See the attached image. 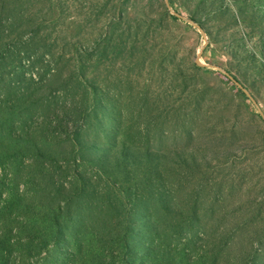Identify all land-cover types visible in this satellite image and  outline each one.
I'll return each mask as SVG.
<instances>
[{
    "label": "rangeland",
    "instance_id": "rangeland-1",
    "mask_svg": "<svg viewBox=\"0 0 264 264\" xmlns=\"http://www.w3.org/2000/svg\"><path fill=\"white\" fill-rule=\"evenodd\" d=\"M0 16L37 97L88 95L84 157L169 155L171 210L154 212L166 232L190 227L223 262L264 264V0H0Z\"/></svg>",
    "mask_w": 264,
    "mask_h": 264
},
{
    "label": "trees",
    "instance_id": "trees-1",
    "mask_svg": "<svg viewBox=\"0 0 264 264\" xmlns=\"http://www.w3.org/2000/svg\"><path fill=\"white\" fill-rule=\"evenodd\" d=\"M3 32L0 264H228L219 248L184 232L190 227L166 232V220L157 221L155 210H171L161 170L169 155L123 145L84 157L77 147L81 126L96 117L83 104L88 95L69 102L54 93L43 102L23 77L20 49ZM61 141L70 143L68 153L55 148ZM141 206L150 222L136 232Z\"/></svg>",
    "mask_w": 264,
    "mask_h": 264
},
{
    "label": "water",
    "instance_id": "water-1",
    "mask_svg": "<svg viewBox=\"0 0 264 264\" xmlns=\"http://www.w3.org/2000/svg\"><path fill=\"white\" fill-rule=\"evenodd\" d=\"M195 24H196L200 29H202L201 26H200L199 24H197V23H195ZM203 33L205 34V32H203ZM198 58H199V56H198ZM198 63H199V64H202V63L199 62V61H198ZM217 67H219V66H217ZM219 68H220L222 71H224V69H222V67H219ZM224 72H226V71H224ZM229 76H230L231 79L235 80L234 77H233L232 75H229ZM235 82H236L239 86H241V83H240L238 80H235ZM243 89L245 90L246 93H249L248 90H247L246 88H243Z\"/></svg>",
    "mask_w": 264,
    "mask_h": 264
}]
</instances>
